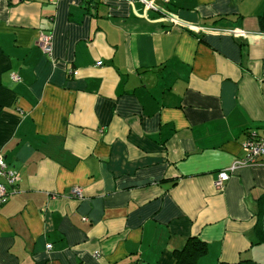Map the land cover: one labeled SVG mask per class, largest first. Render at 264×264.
<instances>
[{"label":"crops","instance_id":"obj_1","mask_svg":"<svg viewBox=\"0 0 264 264\" xmlns=\"http://www.w3.org/2000/svg\"><path fill=\"white\" fill-rule=\"evenodd\" d=\"M155 2L0 0V264H264V157L214 185L264 131V0Z\"/></svg>","mask_w":264,"mask_h":264},{"label":"built area","instance_id":"obj_2","mask_svg":"<svg viewBox=\"0 0 264 264\" xmlns=\"http://www.w3.org/2000/svg\"><path fill=\"white\" fill-rule=\"evenodd\" d=\"M58 0H51V2H57ZM101 3H107L110 0H96ZM145 10H157V4L155 0H138ZM166 2L167 0H162ZM169 23L178 25L176 20L168 15L165 17ZM219 33L228 34L234 38H245L249 34L242 29H225L219 31ZM36 44L44 56L51 55L52 36L49 32H40ZM101 62L97 63V66H101ZM76 75V71L72 72ZM11 79L14 82H18L20 79L17 75L11 74ZM243 157L235 159L226 169L217 173L216 180L214 182L215 188L219 191L223 190L224 184L229 180L231 174L241 167L251 166L256 164L260 158L264 157V131L261 134H256L250 131L247 134V138L242 143ZM20 181L19 173L10 168L5 162L2 155H0V207L7 203L9 197L15 193L16 187ZM72 194L75 198L81 199L82 193L79 188H74ZM83 220H86L83 218ZM48 250L50 245L46 247Z\"/></svg>","mask_w":264,"mask_h":264},{"label":"trees","instance_id":"obj_3","mask_svg":"<svg viewBox=\"0 0 264 264\" xmlns=\"http://www.w3.org/2000/svg\"><path fill=\"white\" fill-rule=\"evenodd\" d=\"M258 28L264 33V12L258 17ZM264 211V195L258 201L257 223L255 225V235L258 242H264V234L261 230V217ZM208 252L205 242L198 237L192 236L185 240L181 248L174 250L173 264H198Z\"/></svg>","mask_w":264,"mask_h":264},{"label":"water","instance_id":"obj_4","mask_svg":"<svg viewBox=\"0 0 264 264\" xmlns=\"http://www.w3.org/2000/svg\"><path fill=\"white\" fill-rule=\"evenodd\" d=\"M262 223H263V229H264V216H263V220H262Z\"/></svg>","mask_w":264,"mask_h":264}]
</instances>
